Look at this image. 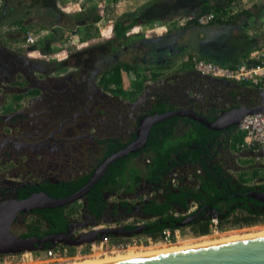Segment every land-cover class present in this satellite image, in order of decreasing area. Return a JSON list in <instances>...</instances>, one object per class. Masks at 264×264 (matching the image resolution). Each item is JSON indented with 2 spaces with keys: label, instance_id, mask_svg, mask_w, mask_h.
<instances>
[{
  "label": "flooded vegetation",
  "instance_id": "obj_1",
  "mask_svg": "<svg viewBox=\"0 0 264 264\" xmlns=\"http://www.w3.org/2000/svg\"><path fill=\"white\" fill-rule=\"evenodd\" d=\"M133 43L136 45L134 44L130 50L126 47L114 55L96 51L97 57H92L90 62L85 61L82 64L73 62L66 64L67 67L60 62L48 60L44 64L41 59L21 56V54L16 56V53L10 49L0 51V66H2L0 70L6 69L2 78L9 79L19 75V78H23L27 84L20 92V97L18 96L21 102L13 110L0 113V202L23 198L36 191H55L54 189L64 182H75L88 174L90 177L104 158L111 153L106 154L111 140L128 141V144L136 138L137 128L140 127L142 119L147 114L156 112L154 106L162 100L164 93L157 97L149 94L144 98L140 90L131 96L115 93L107 89L103 83L104 71L123 59L122 55L127 56V60L132 64L154 60L153 49L150 48L154 39H147L143 44L136 40ZM97 62H100V67L96 65ZM58 66H61L62 70L53 71ZM198 73L195 70L191 74L196 77ZM236 85L234 89H244H241L242 92H236V98L221 102L220 110L236 105L264 103V88L259 89L256 85L244 82ZM149 87L153 88V84L148 85L147 89ZM163 88L169 100L177 97L179 104H175V107L193 106L196 112L206 115L204 107L208 104L204 101V79L193 89L198 92L202 90L199 95L185 96L182 87ZM171 116H178L173 120V139L176 143L184 142L193 132L192 120H198L187 115ZM240 133L242 134V131L238 124L228 130L222 129L218 141L212 146L210 162L221 166L222 173L219 171L218 174L215 173L218 177L231 178V181L244 172L251 174L249 172L263 170L262 174L252 176L250 182L255 184L250 190H263L261 186L264 184V145L245 147L241 142V148L233 151L232 137ZM145 145L146 143L133 151L138 153L130 158L132 165L141 169L138 178L128 173L115 184L105 182L98 200L100 203L98 211L89 207L87 193L90 189L83 197L65 204L63 211L68 217L66 227L61 231L70 230L72 234H76L94 227L123 225L125 228H132L137 224H144L147 227L143 230L145 231L154 226L151 224L154 216L144 209L145 204L151 199L162 200L163 190L167 184L172 191L182 196L189 195L186 199L187 207H183L184 205L179 201H171L175 210L174 215H184V218L194 215L192 221L196 217L209 216L213 209L217 213L220 210H227L225 206L219 209L211 202L200 203L192 200V190L189 189L201 187L202 170L200 161L194 160L191 155L187 161L173 166L159 182L150 180L144 166L149 160L142 150ZM192 146L193 144H188L186 147ZM172 155L175 159H179L177 152H173ZM110 164L111 162L97 181L104 177ZM248 191L239 194L248 196L247 205L240 200L237 204L243 209L249 207L255 211L264 210V201L252 197ZM195 193L197 191L194 190ZM39 218L43 219V216L36 212L35 208L18 211L11 224V231L20 235L27 231L30 220ZM43 223L45 228L50 227L48 222L43 220ZM46 234L51 233L43 235ZM46 243L50 246V242L46 241L42 249H45ZM68 246V253L73 254L76 251L75 245Z\"/></svg>",
  "mask_w": 264,
  "mask_h": 264
},
{
  "label": "crops",
  "instance_id": "obj_2",
  "mask_svg": "<svg viewBox=\"0 0 264 264\" xmlns=\"http://www.w3.org/2000/svg\"><path fill=\"white\" fill-rule=\"evenodd\" d=\"M96 1L98 0H0V51L10 49L16 53V56L21 54V56L41 59V62L46 64L48 60L56 57V51L66 53L69 46L73 44L72 48L79 47L80 44H75L76 41L85 36L86 32L93 35L94 29L100 27L103 20L113 22L114 18L123 16V22L130 21L128 13L137 10L133 19L138 21L136 24L140 28L137 29L138 33L144 31V36L153 37H156L158 33L160 37L167 36L166 38L175 43L174 50H172L173 47L164 50L162 47H153L152 59L154 60L148 61L147 64L140 63L142 65L140 70H143L141 71L143 77L140 78L143 81L140 92L146 98L149 94L156 97L163 93L167 94L163 87L185 89L184 81L189 78L188 75H192V71H195L188 59L190 53L194 52L221 64H233L243 57L256 55L264 46V36L260 34L264 30L259 27V21L264 18V0H256L244 7L240 6L238 12L229 9L230 14H227L224 8L228 0H105L104 5L99 7L103 4V0H100V4H97L98 9L95 6ZM259 1H261L260 7L254 8ZM68 3H72L76 8L68 10L65 8ZM238 3H241V0ZM207 6L220 7L215 12L216 19L208 24L199 23L187 27L186 29H191L192 33L185 34L186 29L175 33L180 18L197 14ZM79 7L82 8L79 9ZM148 8L153 11L150 13ZM93 11H95L94 14L100 13L99 20L94 21L93 17L87 19L86 13L90 14ZM102 24L110 27L106 22ZM142 25L146 28L142 29ZM170 30L173 34L168 36ZM28 32L36 37L33 43L25 41ZM73 35L76 38H72ZM21 42L24 44L19 45ZM188 42L191 48L185 47ZM131 47L133 46L127 49L130 50ZM46 53L49 54L46 55ZM256 58L254 56L250 58V61H255ZM138 69L139 67L137 71ZM5 71V68L0 70V113L14 109V106L8 102L14 97H20V92L27 85L23 78H19V75L9 79L2 78ZM38 76L41 78L40 75ZM152 84L153 88L147 89V86ZM130 85L124 86L122 79V87L126 93L131 90ZM216 88L214 86V92L204 96V101H216L217 107L221 108L219 104L224 99L220 101L222 98L215 96L223 92ZM241 89H235V94L242 92ZM201 91L189 92L192 96L201 94ZM183 94L185 95L184 90ZM162 99L165 100L164 97ZM168 101L170 104H179L177 97ZM241 136L240 133L232 137L233 151L241 148ZM253 172L256 171L249 173ZM250 176L251 174H245L247 178ZM251 181L252 179H249L248 182Z\"/></svg>",
  "mask_w": 264,
  "mask_h": 264
},
{
  "label": "trees",
  "instance_id": "obj_3",
  "mask_svg": "<svg viewBox=\"0 0 264 264\" xmlns=\"http://www.w3.org/2000/svg\"><path fill=\"white\" fill-rule=\"evenodd\" d=\"M228 1H229L228 4H226L224 8H225V12L227 14H230L228 13L229 5H231L233 1L234 3L239 2V0H228ZM261 1L257 2L254 5L257 6L254 8H259L260 7L259 3ZM250 7H252V5ZM217 8L220 7L214 8L212 6H207L201 12H198L197 14L194 15H190L189 19H187L183 24L176 26L175 33H179L191 25L199 24L197 20V16L203 12H208V11L214 12V17L209 22L204 24L210 23L211 21L216 19L215 12L216 10H218ZM136 11L137 10L128 13V16H130L131 18L130 21L123 22V18H122L123 16L122 17L118 16L113 20L114 36L110 37L109 39L112 42H115V40H119V42H117L118 44L117 48H119V50L124 48V46L127 43L126 30L138 23V21L133 19L136 16ZM86 17L88 20L91 19V17H93L94 21H97L100 19V13L97 14L86 13ZM171 32L172 30H170L169 33ZM260 34L264 36V32ZM92 36L93 35L89 32H86L85 34L86 38H91ZM170 40L171 39L167 38V41ZM185 47L191 48L190 42L186 43ZM192 55H196L198 57L200 56L193 52L189 54L188 59ZM137 68H138V64H132L131 62H129V60L128 61L124 59L118 60L104 71L103 83L105 84V87L107 89L113 90V92L115 93H122L126 95L129 94L131 96L135 95L142 87L143 84L142 79H133L130 85L131 90L126 93V91L122 87V70L129 72L134 71L135 74L134 78H137L139 76ZM168 100L169 99L166 97L165 100L162 99L159 102H157L154 106V110L158 112H164L173 109L175 105L170 104ZM219 110L220 108L218 107L217 108L213 106L204 107V112H206L205 114L207 118L210 120H213L218 115ZM176 117L178 116L167 117L152 125L150 129L146 141V145L142 148L145 154L149 157L148 162L144 164L145 171L148 172L149 179L153 180L154 182H159L164 174H167L172 170L173 166L179 165L182 162L187 161V159H189L190 158L189 156L191 155V158L200 161L201 163L200 169L202 170L200 174L203 178V179L201 178L202 181L200 188H193V189L188 188L189 190H192L191 198L193 201L200 203H203V201L204 203L211 202L213 206L219 209L225 206L227 210L226 211L220 210L217 215V221L220 227L223 228L228 225L241 226L244 224H251L263 219L264 210L255 211L249 207L248 209H243V207H240L237 204L238 201L240 200L242 202H245V204L247 205L248 196L247 195L240 196L239 194L245 193V191H248L255 187V184H250L248 181L249 179H251L252 176H255V174L257 175L256 172L251 173V176L249 178L245 177V172H244L240 174V176L237 179H234L232 181L230 180L231 178L222 179L215 174L222 172H221V166H219L217 163L212 164L210 162V159H212L211 149L212 146H214L218 141L219 134L221 133L222 129H212L199 121L192 120L193 132L186 137V140H184V142L182 141L180 143H176L173 139V130H174L173 120ZM184 119H186V117H184ZM241 137L243 138V135ZM127 142L111 140V142L107 147L106 154L116 151L120 147L127 144ZM188 144H193V146L186 147ZM173 152H177V156H179V159L174 158V156L172 155ZM203 152H204V156H203ZM137 153L138 152H130L111 162V164L108 167V171L104 175V177H102L99 181H97L96 184H94V186L90 188L87 194L89 196V200H88L89 207L92 210L94 211L99 210L98 206L100 203L98 202V200H100L101 189H103L105 182L108 184H115L117 181L120 180L121 177L123 179L128 173L138 178L141 169L136 168L134 165H132L130 160V158L136 155ZM89 175L90 174L81 177L77 179L75 182L72 181L64 182L60 185V187L54 189L55 191H49V192L47 191V193L56 197L68 195L74 192L75 190L79 189L82 185H84L88 180ZM261 187L264 188V184ZM194 190L197 191V193L194 194ZM203 190L204 193H202ZM181 193L184 195L183 191ZM188 196L189 195L182 196L179 193L172 191L167 184L163 190L164 198L162 200L159 198L151 199L149 203L145 204L144 209L150 212L154 216V221L151 223L154 224V226L143 231L142 234H146L151 238L155 239L163 236V230L165 228H169L173 230L174 228L181 227V225H178L177 222L182 220L184 218V215H174L175 210L172 207L173 203L171 201L172 200L179 201L184 205L183 207H187L186 199H188ZM64 206L65 205L54 206L50 209L35 208V211L39 212L43 216V219L39 218V219L30 220V222L27 225V229H26L27 231L20 234V236H28V235L41 236L45 233H52L55 231H61L65 229L68 215L66 214L65 211H63ZM43 220L50 224L49 228H45ZM209 224H210V216H205V217L202 216L201 218L196 217L186 225L190 227L193 233L202 234L208 232ZM108 237L114 240L126 238L123 236H114L110 234L108 235ZM46 244L44 248L49 247V244L48 243Z\"/></svg>",
  "mask_w": 264,
  "mask_h": 264
},
{
  "label": "water",
  "instance_id": "obj_4",
  "mask_svg": "<svg viewBox=\"0 0 264 264\" xmlns=\"http://www.w3.org/2000/svg\"><path fill=\"white\" fill-rule=\"evenodd\" d=\"M187 77L189 78L184 81V88L186 89H184L185 96H191L189 91L200 85L202 79H204V96L208 93L212 94L214 92L213 87L215 86L217 87L216 89L223 91V94L216 95L215 97H220L224 100L236 98L234 87H237V85L233 80L215 78L202 73H198L196 77L193 75H188ZM215 83L218 86H216ZM166 97V93H164V98L166 99ZM20 102L21 100L18 97H14L8 104L13 105L15 108ZM207 104L209 107L213 106L217 108L216 102L207 101ZM256 112L264 113V103L258 105H236L228 109L222 108L213 120H209L206 115L201 112H196L193 106L188 108L175 107L164 112L156 111L152 114H147L142 119L140 127L137 128L136 138L122 148L106 156L86 183L73 193L56 197L42 190L32 192L23 198H15L0 202V253L42 249L43 243L46 241L50 242V246H55L58 243L80 245L106 238L109 234L129 237L134 234L142 233V231L147 228L144 224H137L132 228H125L123 225L94 227L88 231L78 232L76 234H72L70 230H66L43 236H20L11 231V224L17 216L18 211L61 206L83 197L105 171L110 162L126 155L128 152H133L142 147L147 141L151 126L173 114L187 115L212 129L228 130L230 127L237 125L245 114ZM248 194L258 200L264 201V189L250 190ZM217 215L218 213L214 209L209 214L210 217H217ZM193 217L194 215L186 216L178 221L177 224L186 225L191 222ZM105 264H264V236L134 259L118 260Z\"/></svg>",
  "mask_w": 264,
  "mask_h": 264
},
{
  "label": "rangeland",
  "instance_id": "obj_5",
  "mask_svg": "<svg viewBox=\"0 0 264 264\" xmlns=\"http://www.w3.org/2000/svg\"><path fill=\"white\" fill-rule=\"evenodd\" d=\"M104 1H102L103 4H100V0L95 2V6L98 9L97 4H100L99 7H102L104 5ZM256 0H241V3L235 2L231 5H229V9L233 12L237 11L238 8L240 6L244 7L247 4H250L252 2H254ZM72 3H68L66 7H68V5H70ZM76 8V6H74ZM74 8V9H75ZM82 7H79V9H81ZM148 10L150 11V13L153 11V9L148 8ZM95 11L91 12L94 13ZM263 19V18H262ZM106 22L107 24L111 25V27H107L106 25H103L102 23ZM103 22L101 23L100 27H97L96 29H94L93 31V36L91 38H86L85 36H82V38L78 39V41H76L75 44H80L79 47L77 48H72L73 45L69 46V48L67 49L66 53H57L56 57L53 58L52 60H50L51 62H60V63H64L65 67L66 64L69 63H84L85 61L90 62L92 57H97L96 56V51H103L106 54L112 53L114 54H118L119 52H121V50H119V48H117L118 44L117 42H119V40H115V42H112L109 38L113 37L114 35V29H113V22L111 20L107 21V20H103ZM177 25H180V23H178ZM141 27V26H140ZM142 29H145L146 27H144V25H142L141 27ZM136 29H140L138 25H133L132 27L128 28L126 30V45L124 46V49L126 47H130V46H134L133 42L136 40L137 42L143 44L144 42L147 41V39H154V43L150 46V48L152 49L153 47H162V49H168L169 47L172 48L173 45L175 43H172L171 41H167V36L166 37H160V35L157 33L156 37L153 36H144L143 32L144 31H140L138 33V30ZM192 33L191 29H186L185 30V34L187 33ZM151 33V32H149ZM188 33V34H189ZM74 34V33H73ZM173 33L171 32L170 34H168V36H171ZM76 35V34H74ZM72 36V38H76L75 36ZM79 35V34H78ZM183 36V35H182ZM150 37V38H148ZM78 42V43H77ZM184 44V42H182ZM178 46V45H177ZM71 47V48H70ZM141 47V45H140ZM117 49V50H115ZM172 50H174V47L172 48ZM171 50V51H172ZM30 51V50H29ZM53 51V50H52ZM117 51V52H115ZM59 52V51H56ZM49 53H46V55H48ZM68 54V55H67ZM63 56V58H62ZM124 60H127V56L122 55ZM163 60V59H162ZM128 61V60H127ZM50 62V63H51ZM138 63H143L142 61H139ZM148 63V61L146 62V64ZM51 65V64H50ZM50 65H47V67H49ZM98 67H100V62H97ZM139 69H138V73L139 76L137 78H134V71H125L122 70V79H123V84L124 86H128L132 83L133 79H140L142 76V69L140 70V68H142V65L139 64L138 65ZM57 68V69H56ZM53 71H61L62 68L61 66L56 67ZM247 83V82H244ZM247 84H251V83H247ZM254 85V84H251ZM144 86V85H143ZM258 87V86H257ZM142 88V87H141ZM140 91V90H139ZM18 97V96H17ZM19 98V97H18ZM257 175L259 173L262 174L263 170L261 171H257L256 172ZM116 226V225H114ZM264 225H262L261 223H251V224H244L241 226H225V227H221V229L217 232H210L208 230V232L206 233H202V234H196L193 233L190 229L189 226L187 225H181V227H177L174 228L171 231V235L169 237L168 240L165 239H161V237L159 238H150V236L146 235V234H135L134 236H129L126 238H121V239H110L109 237L103 238V239H98L95 242L94 245L91 244V242L88 243H84L82 245H79L77 247H75L76 251L74 252V254L78 251L79 253H77L75 255V259H70V260H63L61 262H55V263H46V264H60V263H65V262H71V261H80V260H87V259H103L105 257H113L116 256L118 254L121 253H127L129 252H151L152 250H160L162 248H168V247H173V246H181V247H185V246H191V245H198V244H202L204 242H208V241H212V240H217L220 238H225L227 236H231L234 234H251V233H259V232H263L264 230ZM124 237V236H123ZM104 240V242L100 245V241ZM227 240V239H225ZM125 243H128V245H126ZM167 243V244H165ZM119 244H123L119 245ZM131 248H135L132 249L130 251ZM129 249V250H128ZM116 254V255H115ZM45 264V263H44Z\"/></svg>",
  "mask_w": 264,
  "mask_h": 264
},
{
  "label": "built area",
  "instance_id": "obj_6",
  "mask_svg": "<svg viewBox=\"0 0 264 264\" xmlns=\"http://www.w3.org/2000/svg\"><path fill=\"white\" fill-rule=\"evenodd\" d=\"M67 6V5H66ZM75 5L70 4L66 7L68 10H73ZM190 16L182 17L178 20L183 24ZM214 17V12L208 11L200 13L197 16L199 23H207ZM111 27V25H110ZM259 27L264 30V18L260 20ZM137 30V29H136ZM36 37L32 33H27L25 41L33 43ZM24 42L19 43L23 45ZM58 53V52H57ZM257 57L255 61H250V58ZM192 67L199 73L206 74L215 78H225L235 81H243L254 84L260 88H264V46L257 52L256 55H249L236 61L233 64H221L214 60L192 55L189 58ZM242 131L243 139L242 146L245 147H260L264 145V113L256 112L245 114L238 123ZM264 225V218L256 221ZM221 229L218 224L217 217H210L209 231L217 232ZM171 229L165 228L161 239L168 240L171 235ZM151 238V237H150ZM104 240L100 241V245ZM92 245L95 242H91ZM128 245V243H125ZM82 245V244H80ZM122 245L123 244H119ZM79 245H75L77 247ZM74 254L68 253V246L58 243L55 246H49L42 250H22L19 252L0 253V264H46L55 263L62 260L75 259Z\"/></svg>",
  "mask_w": 264,
  "mask_h": 264
},
{
  "label": "bare ground",
  "instance_id": "obj_7",
  "mask_svg": "<svg viewBox=\"0 0 264 264\" xmlns=\"http://www.w3.org/2000/svg\"><path fill=\"white\" fill-rule=\"evenodd\" d=\"M264 230V229H263ZM264 236V231L259 232V233H251V234H234L231 236H227L225 238H220L217 240H212L208 242H204L202 244L198 245H191V246H173V247H168V248H162L160 250H152L151 252H125L118 254L113 257H105L103 259H87V260H80V261H71V262H65L64 264H105V263H110L118 260H124V259H134V258H140V257H146V256H151V255H158V254H164V253H169V252H175V251H182V250H187V249H192L196 247H202V246H208L212 244H217V243H225V242H231V241H236V240H242V239H247V238H255V237H262ZM227 239V240H225ZM167 244V243H165ZM135 248H131L130 251ZM129 250V249H128ZM63 261V260H62ZM61 262V261H59ZM48 263V262H47ZM63 264V263H60Z\"/></svg>",
  "mask_w": 264,
  "mask_h": 264
}]
</instances>
